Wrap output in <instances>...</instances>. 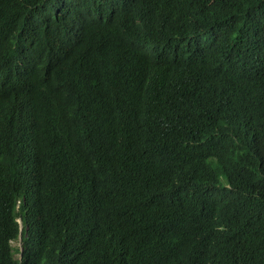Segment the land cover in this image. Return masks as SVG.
I'll use <instances>...</instances> for the list:
<instances>
[{"label":"trees","instance_id":"obj_1","mask_svg":"<svg viewBox=\"0 0 264 264\" xmlns=\"http://www.w3.org/2000/svg\"><path fill=\"white\" fill-rule=\"evenodd\" d=\"M45 2L0 0V264L19 216L21 264H264V0H140L177 48L130 78L117 30L63 53L83 10Z\"/></svg>","mask_w":264,"mask_h":264},{"label":"clouds","instance_id":"obj_2","mask_svg":"<svg viewBox=\"0 0 264 264\" xmlns=\"http://www.w3.org/2000/svg\"><path fill=\"white\" fill-rule=\"evenodd\" d=\"M37 1H46L43 5L44 13L47 9V1L54 7V11L50 14L58 13L64 9L63 0ZM144 1L145 10H148L147 0ZM76 6L83 10L82 14H78L75 19H70L69 15L65 13L58 21L57 31L61 38L59 43L60 50L64 53V45L67 41V44L72 46L77 44V56L79 59L89 56L103 41L107 44L97 32L98 29L104 28L102 26L107 25L106 27L118 31V38L122 44L137 51V54L126 52L120 56L112 51L114 54L113 72L119 77L130 78L136 76L142 71L139 70L142 61L145 63L144 67H151L149 72L156 71L158 66L177 48V37L171 35L169 32L170 28L163 29L162 27L156 28L154 25L150 26L149 21L144 18L140 0H77ZM40 17H43V15H40ZM191 39L190 35L184 44L186 51ZM107 55L108 48L99 47L97 57L100 63H103ZM135 71H137V74L134 73ZM28 100L29 103L26 106V110L22 113L26 116V119H34L31 117L32 109H37V106L33 104L32 99ZM150 106L155 112L159 113L161 109L159 103L153 102ZM59 127L69 131V124L66 121H62ZM201 134V131L197 132L196 141L199 140L196 143L200 147L207 146L206 139ZM62 142L58 141L55 143L60 144ZM221 183L225 187L230 188V184L226 179H221ZM19 207L20 200L18 201L17 209ZM17 221L20 224V233L16 240L11 241V244L15 249L14 260L20 261L19 264H21L23 255L22 218L19 216ZM14 241H18L17 247L14 246ZM16 249L19 250L17 251ZM16 253L19 254L18 257H16Z\"/></svg>","mask_w":264,"mask_h":264},{"label":"rangeland","instance_id":"obj_3","mask_svg":"<svg viewBox=\"0 0 264 264\" xmlns=\"http://www.w3.org/2000/svg\"><path fill=\"white\" fill-rule=\"evenodd\" d=\"M13 244H14L15 247H17L18 246V241H14ZM18 256H19V254L16 253V257H18Z\"/></svg>","mask_w":264,"mask_h":264}]
</instances>
